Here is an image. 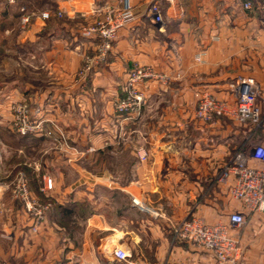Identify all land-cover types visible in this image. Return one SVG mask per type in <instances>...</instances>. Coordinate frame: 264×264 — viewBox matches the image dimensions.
<instances>
[{"label":"crops","instance_id":"1","mask_svg":"<svg viewBox=\"0 0 264 264\" xmlns=\"http://www.w3.org/2000/svg\"><path fill=\"white\" fill-rule=\"evenodd\" d=\"M151 1L130 0L133 20L97 61L98 41L81 36V28L102 19L119 0H0V12L14 5L28 17L18 32L4 30L15 36L26 69L25 82L1 88L0 105L8 112L11 103L24 101L42 122L39 135L53 144L37 148L42 155L35 170L54 184L36 245L21 242V257L5 264H60L46 255L52 248L40 234L63 233L60 218L66 217L85 237H99L102 249L134 254L129 263L108 250L67 264H214L210 252L177 239L174 225L191 216L228 226L233 212L246 220L242 229H229L245 248V264H264V212L249 214L231 198L230 183L216 181L237 151L255 142L264 146V8L260 0H249L253 10L243 8L247 0H157L162 21L154 25L146 17ZM42 12L50 18L43 20ZM84 66L90 69L80 74ZM137 66L152 68L165 81L138 84L147 105L141 115L121 118L113 101L123 97L128 72ZM239 76L252 77L260 88L262 128L252 133L249 125L224 116L209 124L196 120L203 93L234 104L228 86ZM98 154L112 155L117 170L130 155V177L112 176Z\"/></svg>","mask_w":264,"mask_h":264},{"label":"built area","instance_id":"2","mask_svg":"<svg viewBox=\"0 0 264 264\" xmlns=\"http://www.w3.org/2000/svg\"><path fill=\"white\" fill-rule=\"evenodd\" d=\"M243 8L253 10L256 6L247 0L243 3ZM56 16L60 17L61 13H56ZM133 17V6L130 0H119L117 6L106 9L102 19L97 20L93 26L80 31L83 37L97 39V61L107 56L117 34L131 23ZM146 17L154 25L161 23V12L157 0H153L149 4ZM41 18L48 20L50 14L42 12ZM20 22L25 25L28 22V17H22ZM89 69V66L82 67L80 74ZM148 81L164 82L165 76L154 72L148 66H137L129 70L127 81L123 87V97L115 98L113 101V110L117 116L131 118L141 115L147 105V100L137 85ZM228 87L234 98V104L203 93L197 101L194 112L195 119L209 124L215 116H224L235 122L257 127L261 121V110L258 106L261 92L256 81L252 77L239 76L230 82ZM9 109L13 115L12 122L20 134H38L40 132L41 122L32 119L25 103L13 102ZM137 155L140 161L146 160L145 151L139 150ZM250 161L256 162L257 165H250ZM216 181L219 184L229 182L231 198L239 202L249 214L263 213L264 146L258 145L246 151H237L231 162L219 172ZM43 183V189L51 190L53 188L51 178L43 177ZM16 194L23 202L26 212L34 219L32 229L36 230L40 222L44 220L45 206H41L32 199L24 182L18 184ZM147 210L159 216V213L151 209ZM228 222V226L222 223L209 225L199 218L187 217L175 227L173 233L177 239L210 252L214 257V264H241L244 260L242 247L239 241L230 235L229 229H242L246 220L242 213L233 212L228 216ZM112 255L118 262L129 263L128 253L123 249H114Z\"/></svg>","mask_w":264,"mask_h":264},{"label":"rangeland","instance_id":"3","mask_svg":"<svg viewBox=\"0 0 264 264\" xmlns=\"http://www.w3.org/2000/svg\"><path fill=\"white\" fill-rule=\"evenodd\" d=\"M259 7L264 8V0H260ZM22 17H27L24 14ZM20 16V19L22 18ZM92 24H86L82 26L81 30L93 26ZM23 25V24H22ZM48 26V25H47ZM11 33L18 32L21 29V22L15 23L13 27L10 28ZM15 36H5V32L0 34V99L2 97V87L9 85L13 88L14 85L25 82V73L23 72L26 67L25 62L21 59L19 55V46L14 44ZM35 78V75L28 74L29 76ZM33 84L36 85V81L32 80ZM7 88V87H6ZM27 105L29 113L33 120L38 121L35 116L31 113V108ZM15 103V102H14ZM11 105V104H10ZM10 105L8 107H10ZM4 105H0V264L9 263L10 260L15 262L21 257V242L26 240L29 243L36 245V236L39 235V232L32 230L34 219L30 214L24 209V204L21 199L16 194V188L20 182H24L31 194L32 199L36 200L41 206H45L44 210V219L46 214L49 212L52 206V200L49 196L50 192L53 190L43 189V177H49L43 175L41 172L38 177L37 171L35 170L36 161L40 160L42 154L39 153L40 149H37L44 145L51 146L53 142L45 141L41 139L42 135H39L40 132L44 131L41 122L40 132L37 134H25L22 135L18 132L16 127L13 124V115L10 109L8 112H5L3 109ZM262 116L260 124L257 127H251L252 133L257 132L262 128ZM259 143L255 142L252 145L258 146ZM97 162L107 161V167L109 173L114 176L116 172L121 173V178L126 180L130 177L132 158H129L130 155L123 159L118 170L116 165L112 161V155L102 154L97 156ZM227 164L224 162L219 169V172ZM219 174V173H218ZM50 178V177H49ZM52 180V179H51ZM53 182V181H52ZM54 187V184H53ZM65 217V216H63ZM191 217V216H189ZM186 219V218H184ZM184 219L177 222L174 227L181 223ZM28 224V236L25 238V233L22 230V227ZM43 222V221H42ZM60 222L63 225L64 231L61 233H53L45 236L40 234L43 240L50 242L49 245L52 248V251L49 250V254L46 255L54 256L56 259H59L60 264H67L70 260L75 258H89L92 259L105 256L106 251L112 249H102L99 246L98 240L99 237L94 239L89 236H84L82 227L78 226V229L70 224L69 219L60 218ZM41 224V222H40ZM32 225V226H31ZM26 228V227H25ZM22 240V241H21ZM93 241V242H92ZM88 242V243H87ZM90 244V248H86L85 245ZM98 244V245H96ZM128 253L129 258L133 254V250L130 252L125 250ZM244 260L241 264L246 263L245 248H243ZM33 255H36L34 251ZM15 260V261H14ZM19 264V261L18 263Z\"/></svg>","mask_w":264,"mask_h":264},{"label":"trees","instance_id":"4","mask_svg":"<svg viewBox=\"0 0 264 264\" xmlns=\"http://www.w3.org/2000/svg\"><path fill=\"white\" fill-rule=\"evenodd\" d=\"M21 12L18 6H10L9 9H4L0 12V34L4 32L6 28L13 27L15 19L20 18ZM50 21V20H49Z\"/></svg>","mask_w":264,"mask_h":264}]
</instances>
